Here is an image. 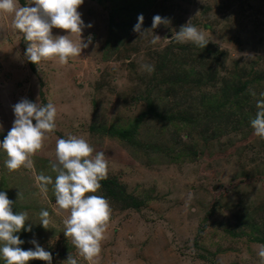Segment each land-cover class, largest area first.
I'll return each mask as SVG.
<instances>
[{
    "label": "rangeland",
    "instance_id": "obj_1",
    "mask_svg": "<svg viewBox=\"0 0 264 264\" xmlns=\"http://www.w3.org/2000/svg\"><path fill=\"white\" fill-rule=\"evenodd\" d=\"M122 2L84 0L78 11L92 27L81 38L92 40L63 66L27 61V44L13 16L0 14V142L13 126V105L22 99L51 101L57 108L56 128L32 157V169L10 172L0 150V184L35 207L28 214L40 231L31 241L58 253L52 264H64L70 253L87 264L63 232L68 213L58 214L53 185L44 193L35 180L44 174L54 182L50 164L58 139L82 137L93 155L104 152L107 177L142 201L132 206L104 187L89 193L103 196L111 207L97 264H261L264 139L253 134L250 120L264 93V77L255 80L264 76V0H154L143 14L148 31L141 36L131 21L123 28L112 22L124 19L113 15ZM30 4L17 0L18 7ZM155 15L170 23L152 29ZM190 19L210 40L205 48L174 39ZM52 34L67 32L53 28ZM155 35L161 40L153 45ZM178 78L187 82L180 86ZM245 80L243 92L233 93ZM140 95L175 121L143 116L149 106L144 97L135 100ZM226 95L228 103L218 106ZM183 114L187 122L178 118ZM42 209L50 214L49 229L39 224Z\"/></svg>",
    "mask_w": 264,
    "mask_h": 264
},
{
    "label": "clouds",
    "instance_id": "obj_2",
    "mask_svg": "<svg viewBox=\"0 0 264 264\" xmlns=\"http://www.w3.org/2000/svg\"><path fill=\"white\" fill-rule=\"evenodd\" d=\"M84 0H31L30 6H17V0H0V14L13 16V27L23 34L27 44L24 58L39 65L44 61L66 65L71 58L78 57L84 48L91 43L82 40L85 25L78 11ZM34 5V6H32ZM168 18L155 15L152 29L160 25L167 26ZM144 16H138V22L133 32L140 36L148 30L143 29ZM57 28L67 32V35L53 36L52 29ZM73 37L80 38L75 42ZM174 39L178 43H193L197 47L205 48L209 41L205 34L195 25L188 23L175 32ZM161 40L155 35L151 43L157 44ZM148 72L154 71V66L142 65ZM255 97L256 93L252 92ZM256 101V114L250 120L253 134L264 139V93ZM15 119L12 128L0 142V150L6 154L5 167L10 171L21 168L32 169L33 159L37 152L43 149L49 133L56 128V106L49 101L46 105L22 99L13 105ZM35 121V123L33 122ZM82 137L70 135L56 141V160L50 167L56 173L55 180L51 176L40 174L35 177L36 185L41 192H48V185H53L56 205L59 213H68L63 220L64 234L70 244L74 246L78 255L87 264H97L102 251V241L109 226L111 207L103 196L89 194L97 193L101 188V181L107 179L108 162L104 152H96ZM20 197V193H19ZM14 202L6 192L0 191V259L4 264H29L38 259L52 264V254L46 251L33 239L30 241L35 249L24 250L20 236L22 230L32 231L31 225L25 228L28 221L27 212H13ZM49 212L42 209L39 213V224L49 229ZM261 264H264V245L257 250ZM64 264H78V260L70 253Z\"/></svg>",
    "mask_w": 264,
    "mask_h": 264
},
{
    "label": "trees",
    "instance_id": "obj_3",
    "mask_svg": "<svg viewBox=\"0 0 264 264\" xmlns=\"http://www.w3.org/2000/svg\"><path fill=\"white\" fill-rule=\"evenodd\" d=\"M132 2L131 4L129 2ZM154 0H125V2H122L121 5L122 9H128V11L124 12L120 7L115 8V10L113 9V15L117 14V15H124V19L122 21H116L115 18L113 17L112 22L116 24L117 28H123L125 26H128V22L131 21L132 26L135 25L136 21L138 20V16L140 14H145L146 11L148 10V6L149 3H152ZM126 19V21H125ZM125 23V24H124ZM122 24V25H121ZM131 26V27H132ZM111 31L114 32V28H111ZM185 48V47H184ZM264 76L262 75H258L257 77H255V80L258 79H262ZM253 81V79L251 80V82ZM187 82V78H178L177 79V83L181 86L182 83H186ZM231 82V81H230ZM248 81H239V85H237L236 87L232 88L233 89V93L235 91V93H241L243 92V89L245 88V86L247 85ZM145 98L147 100L148 106H149V110L146 111L145 113H143V116H147L148 114H154L155 117L157 118H163L165 119V122H174L175 119L173 117V115H169L168 117L164 116V109H160V112L158 111L157 106L155 105V102L149 98L147 99L146 95H140L138 97L135 98V100H138L139 98ZM230 100V98L228 97V95H226V97L223 98L222 101L218 102V106H224L225 104L228 103V101ZM183 112V111H182ZM181 122H187L188 119L186 118V115H180V117H178ZM193 123H195L193 121ZM3 182L4 180H6L5 178L2 179ZM101 187H104L106 189V194L116 198L117 200L121 199H125L127 204H132V206H141L142 201L139 200L138 198L134 197L133 195H128L126 194L123 186L119 185L116 181L112 180L110 177H107V179L101 181ZM14 189L17 191V188L14 187ZM0 191L6 192L9 199H11L14 204H13V212H27V214L29 213L28 210H34L35 207L30 203H23L22 200L20 199V197H22V194L20 195V197L17 195H15L14 191L11 190V187L9 188V186H7L6 184L1 185L0 184ZM24 201V200H23ZM28 221H26V225L25 228H27L29 225H31L32 231L29 232L27 230H22L20 233H17V235L20 236L21 240H23L25 243H23L22 245H20V247L24 250H28L29 245L31 244V239L38 234V232L40 231V228L38 225H36L35 219L32 216V214H28ZM257 227V226H256ZM256 236V233H253V237ZM263 240V239H262ZM52 256H58V253L54 252L52 253ZM37 263V262H34ZM0 264H4L3 260L0 259ZM33 264V263H32Z\"/></svg>",
    "mask_w": 264,
    "mask_h": 264
}]
</instances>
